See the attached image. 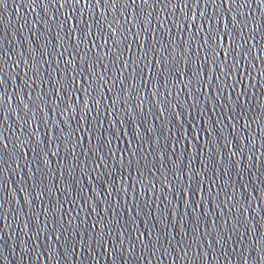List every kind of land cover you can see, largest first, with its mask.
<instances>
[{"label":"water","instance_id":"1","mask_svg":"<svg viewBox=\"0 0 264 264\" xmlns=\"http://www.w3.org/2000/svg\"><path fill=\"white\" fill-rule=\"evenodd\" d=\"M0 68V264H264L263 36L0 0Z\"/></svg>","mask_w":264,"mask_h":264},{"label":"snow or ice","instance_id":"2","mask_svg":"<svg viewBox=\"0 0 264 264\" xmlns=\"http://www.w3.org/2000/svg\"><path fill=\"white\" fill-rule=\"evenodd\" d=\"M81 2H83V5L85 8H90L92 3H95L97 8H99V6L101 5V0H91V2H90V0H59L61 8H64L65 3H71L73 5H80ZM102 2L104 5H106V6L110 5L111 7H115L117 4V0H102ZM200 2H201V0H192L193 5H196ZM203 2L205 3V6H207V0H203ZM211 2L213 4H215L216 0H211ZM223 2H224V4H227L228 6H234L235 5V6L243 7L247 3V0H223ZM259 2L261 4H264V0H259ZM125 3L126 4H137V0H125ZM139 3L142 5H147V4H149V0H139ZM169 3H170V5H173V6H175L176 4H179V5H181V8H186V7H188L189 0H169ZM101 14L104 16L103 12H101ZM192 14H193V19H195L197 16L195 13V7L193 9ZM199 17L201 20H204L205 19V13L203 11H201ZM212 18H213L212 16H208L207 20L211 21ZM233 23H234V25H237L236 16L233 18ZM162 26L163 25H161V27ZM189 27L195 28V25L191 24V25H189ZM252 27H253V31H256L260 27V25H259V23L254 22ZM144 29H145V31L147 30V24L144 25ZM196 32L198 33L199 29H196ZM229 39H230V42H234V41H231V38H229ZM141 47H144V46H141ZM225 59H227V53H225ZM156 64L160 65L158 74H161V73L166 71L169 75H171L173 72H177L176 66H169V64L164 63L161 60H157ZM162 65H163V67H162ZM124 66H125V68H127L128 61H124ZM0 70H2V68H0ZM180 71H182V70H180ZM194 75H195V73H194ZM210 134H211V132H209V135ZM0 144H3V140H0Z\"/></svg>","mask_w":264,"mask_h":264}]
</instances>
